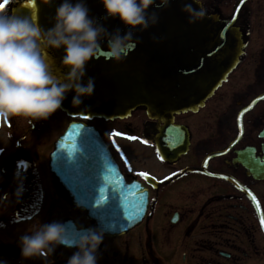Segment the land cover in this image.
Instances as JSON below:
<instances>
[{
	"label": "flooded vegetation",
	"instance_id": "af4514ba",
	"mask_svg": "<svg viewBox=\"0 0 264 264\" xmlns=\"http://www.w3.org/2000/svg\"><path fill=\"white\" fill-rule=\"evenodd\" d=\"M239 1L205 0V8L230 20ZM17 5L28 4L9 0L3 11L12 13ZM233 25L241 39L235 65L197 110L173 115L168 126L142 107L121 118L76 119L99 131L125 181L140 182L150 197L138 227L104 236L98 264H161L160 258L178 263L179 256L183 264H264V0H247ZM46 60L51 71L49 53ZM45 120L48 127L53 123L52 132L58 129L51 143L43 141L42 119L30 118L16 140H0V258L8 264H65L76 250V233L99 230L49 168L56 138L74 119L50 115ZM170 126L169 141L176 130L182 138L186 133L185 151L180 141L168 146L164 135ZM169 149L178 153L169 156ZM136 152L142 155L139 162L132 157ZM190 206L200 208L198 214ZM157 208L161 214L155 220ZM50 220L64 222L72 244L21 257L20 235Z\"/></svg>",
	"mask_w": 264,
	"mask_h": 264
},
{
	"label": "water",
	"instance_id": "95a60500",
	"mask_svg": "<svg viewBox=\"0 0 264 264\" xmlns=\"http://www.w3.org/2000/svg\"><path fill=\"white\" fill-rule=\"evenodd\" d=\"M243 2L231 21L206 14L196 23H189L183 6L193 3L194 7H202L195 0H170L166 7L150 8L149 11L158 13V22L146 30L139 27L135 30L134 38H138L135 47L120 62L109 57L106 43L102 44L97 56L86 65L85 81L88 76L95 78L93 94L84 98L82 105L73 107V93H69L62 109L70 115L115 118L145 106L150 116L166 121L167 126L174 113L196 110L237 60L241 41L233 22ZM56 3L59 0H35L34 22L45 28L51 26ZM87 3L92 15H103L100 0ZM13 14L32 17L31 10L24 6H18ZM101 22L109 30L116 27L122 32L126 30L119 19ZM49 51L53 55L54 73L62 79L67 71L60 62L63 50ZM80 125L83 124L72 123L56 142L51 156L53 171L71 190L73 202L80 206L90 205L73 190L74 178L90 177L93 192L105 189L106 203L116 208L117 215L101 217L95 214V208H89L90 213L94 212L106 236L123 234L145 215L148 193L136 182L126 183L99 134ZM100 195L101 192L93 194L91 206L95 207L94 201Z\"/></svg>",
	"mask_w": 264,
	"mask_h": 264
},
{
	"label": "clouds",
	"instance_id": "9594fccd",
	"mask_svg": "<svg viewBox=\"0 0 264 264\" xmlns=\"http://www.w3.org/2000/svg\"><path fill=\"white\" fill-rule=\"evenodd\" d=\"M51 2V0H49ZM104 13L91 14L87 0H59L55 5L52 24L42 27L29 15H16L0 10V117L22 116L30 120L47 119L62 109L69 93L71 104L78 107L94 92V77L85 81L86 65L97 56L102 44L116 62L122 61L135 47L134 32L154 25L159 20L150 8L166 7L170 0H100ZM202 5L203 0H195ZM189 23L206 15L204 7L185 3ZM119 19L126 26L109 30L102 20ZM63 50L61 64L67 69L57 78L49 69V50ZM19 194V192H18ZM102 230L81 229L74 236L75 251L65 264H98V252L103 241ZM72 244L67 239L64 222L50 220L34 224L20 235L17 245L20 255L30 258L51 253L57 245ZM0 264H8L0 258Z\"/></svg>",
	"mask_w": 264,
	"mask_h": 264
},
{
	"label": "snow or ice",
	"instance_id": "6c2138e0",
	"mask_svg": "<svg viewBox=\"0 0 264 264\" xmlns=\"http://www.w3.org/2000/svg\"><path fill=\"white\" fill-rule=\"evenodd\" d=\"M9 3V0H0V10H3L7 4ZM26 3L28 5H33L35 3V0H26ZM33 18L35 19V16L33 15ZM223 35V33H221ZM80 127H83V125H80ZM173 131V128H168L165 130L164 139L168 143V146L174 147L177 142L180 141L182 137V133L179 132V130H176L175 137L169 141V133ZM132 139H135L133 137ZM94 143V141H93ZM144 143H148L147 140L144 141ZM157 154L159 155V150H157ZM161 159H163V156H161ZM141 175L147 176V173H141ZM75 183L72 184L73 188L76 190L78 197L83 196L86 198L89 202V205L93 203L92 197H93V185L91 183V178H74ZM101 195L99 198H96L94 201L95 204V214L101 217L105 216H116L117 210L115 207L109 205L106 203L108 200L107 195L105 194V189L100 190ZM253 200H255V197H253ZM261 223L264 224V213L261 214ZM74 240V237H73Z\"/></svg>",
	"mask_w": 264,
	"mask_h": 264
},
{
	"label": "rangeland",
	"instance_id": "374dc122",
	"mask_svg": "<svg viewBox=\"0 0 264 264\" xmlns=\"http://www.w3.org/2000/svg\"><path fill=\"white\" fill-rule=\"evenodd\" d=\"M204 3H205V0H203V4ZM51 115L55 119H58L59 116H63V118H65V117L68 118V116L64 112H61L59 109L55 113H53ZM40 124H41L40 125V129L44 128V130L42 132V134L44 136L43 141L48 139L50 141V143H51L54 140V137L56 135H58V133H57L58 129H56L55 132H52L54 130L53 123L50 124V126L48 127L47 126V121L45 119H42V122ZM28 126H29V118H26V117L9 116L7 118V120H5L4 118L0 117V134H1L0 140H8V141L16 140L18 138L19 134L22 131H24ZM48 133H50L53 136L48 135ZM132 157L134 158L135 161L139 162L141 160V158H142V155L140 153L136 152V154H132ZM189 208L191 209V211H194L195 214H198V211L200 209V208H192L191 206ZM196 211H197V213H196ZM159 214H161V213L159 212V208H157V211L155 212V215L153 216L152 219L156 220L157 216ZM188 214H190V213H188ZM130 237H131V233L126 236V238H128V239ZM160 260H161V264H183V263H181V257L180 256L178 258V261H179L178 263H175V262L174 263H170V262H168L166 260H163V258H160Z\"/></svg>",
	"mask_w": 264,
	"mask_h": 264
}]
</instances>
